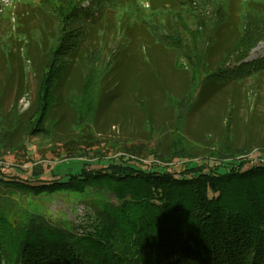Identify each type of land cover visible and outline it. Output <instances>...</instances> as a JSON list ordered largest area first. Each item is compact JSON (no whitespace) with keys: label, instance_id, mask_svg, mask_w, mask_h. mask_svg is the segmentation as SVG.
<instances>
[{"label":"rangeland","instance_id":"obj_1","mask_svg":"<svg viewBox=\"0 0 264 264\" xmlns=\"http://www.w3.org/2000/svg\"><path fill=\"white\" fill-rule=\"evenodd\" d=\"M52 10L42 0H0L4 173L23 179L37 167L50 181L56 172L85 163L100 168L119 156L146 169L175 149L203 156L223 142L249 150L264 143V73L256 83L218 74L234 63L233 50L264 13V0H84L81 36L62 59L42 130L24 138L57 35ZM263 56L264 39L244 62ZM242 157L257 162L253 151ZM183 165L173 159L166 168L179 172ZM13 198L20 212L68 225L102 194Z\"/></svg>","mask_w":264,"mask_h":264},{"label":"trees","instance_id":"obj_2","mask_svg":"<svg viewBox=\"0 0 264 264\" xmlns=\"http://www.w3.org/2000/svg\"><path fill=\"white\" fill-rule=\"evenodd\" d=\"M42 1L53 7L57 35L24 138L42 130L62 59L81 36L77 21L84 0ZM257 17L233 50L232 66L219 71L222 79L256 83L264 73V56L244 62L264 39V13ZM220 145L203 156L175 149L171 159L157 156L159 163L146 169L124 156L100 168L85 163L76 172H56L50 181L41 180L37 167L21 179L0 165V264H264V143L250 149L254 165L242 157L249 149ZM7 154L3 139L0 163ZM173 159L184 162L179 172L166 168ZM85 190L100 192L102 199L86 204L82 218L68 225L20 212L13 198Z\"/></svg>","mask_w":264,"mask_h":264}]
</instances>
